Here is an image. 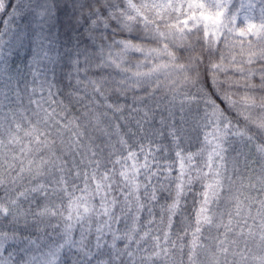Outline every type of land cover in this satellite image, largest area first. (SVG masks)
Listing matches in <instances>:
<instances>
[{"label": "snow or ice", "instance_id": "1", "mask_svg": "<svg viewBox=\"0 0 264 264\" xmlns=\"http://www.w3.org/2000/svg\"><path fill=\"white\" fill-rule=\"evenodd\" d=\"M26 7L0 0V84ZM73 7L69 102L0 86V264H264V0Z\"/></svg>", "mask_w": 264, "mask_h": 264}, {"label": "clouds", "instance_id": "2", "mask_svg": "<svg viewBox=\"0 0 264 264\" xmlns=\"http://www.w3.org/2000/svg\"><path fill=\"white\" fill-rule=\"evenodd\" d=\"M99 0H80V3L85 6L97 4ZM27 21L18 23L17 31L12 35L11 42L9 36L5 35V61L7 71L5 78L0 86L15 90L16 80H8V75H15L22 72L27 77L26 83L29 85L32 81L31 71L40 73L41 79L45 75L49 79L55 78L57 86L62 89L61 95L65 97V103L69 102L67 94L75 86L74 80H68L67 74L73 67L71 60L74 58L78 44L86 43L84 31L86 28L85 21L88 19V14L81 13L79 9L73 7V0H20V8L25 9ZM46 8L45 15L41 17L38 12L40 8ZM94 15V13L92 14ZM81 19L77 22L76 17ZM20 33L24 35L20 37ZM20 38V43H17V38ZM11 50V55H8ZM47 52L55 57L52 63L42 58V52ZM34 56H41L43 62L35 63ZM29 61H33L32 68H28ZM20 66V68L17 67ZM23 90V85H21ZM74 106L82 107L87 101H82L79 104L73 98ZM117 116L120 114L117 113ZM127 116V112L124 113ZM111 119V114H109ZM115 123V120L112 121ZM45 249L31 248L27 249V254L39 255ZM7 255V253L5 254ZM16 264H24L25 250L23 248L16 250L14 253ZM73 259L76 264H88L87 257L82 254L69 253L65 260L66 264H72Z\"/></svg>", "mask_w": 264, "mask_h": 264}]
</instances>
